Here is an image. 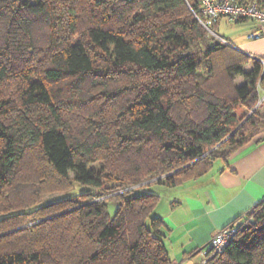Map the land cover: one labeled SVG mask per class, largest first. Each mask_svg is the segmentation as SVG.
I'll list each match as a JSON object with an SVG mask.
<instances>
[{
  "label": "trees",
  "instance_id": "trees-1",
  "mask_svg": "<svg viewBox=\"0 0 264 264\" xmlns=\"http://www.w3.org/2000/svg\"><path fill=\"white\" fill-rule=\"evenodd\" d=\"M194 12L204 19L199 0H0V245L22 248L0 250V264H174L159 196L138 189L199 179L264 132L263 64ZM220 49L227 75L246 80L233 95L208 85ZM237 105L252 110L244 122ZM70 173L98 192L72 210L79 227L63 252L33 250L37 229H13L45 208L22 210L49 175ZM230 225L204 264H264V200Z\"/></svg>",
  "mask_w": 264,
  "mask_h": 264
},
{
  "label": "crops",
  "instance_id": "crops-1",
  "mask_svg": "<svg viewBox=\"0 0 264 264\" xmlns=\"http://www.w3.org/2000/svg\"><path fill=\"white\" fill-rule=\"evenodd\" d=\"M222 23L231 24L221 17L214 29L220 31ZM235 24L220 38L252 59H264V31L254 40L250 38L256 29L253 22ZM168 200L173 208L163 216L164 243L174 264H193L195 251L207 247L222 229L264 200V132L226 161L217 160L205 176L175 187Z\"/></svg>",
  "mask_w": 264,
  "mask_h": 264
},
{
  "label": "rangeland",
  "instance_id": "rangeland-1",
  "mask_svg": "<svg viewBox=\"0 0 264 264\" xmlns=\"http://www.w3.org/2000/svg\"><path fill=\"white\" fill-rule=\"evenodd\" d=\"M236 24H227L222 23L220 26V31L214 32L216 35L219 34L226 35L232 32ZM214 35V34H213ZM215 36V35H214ZM217 37V36H216ZM220 37V36H219ZM231 59V56L228 55L223 49L218 50L212 56L213 67L215 70V77L208 80V85L212 87L213 91L226 95H233L234 89L236 87L242 86L246 83V80L239 76L234 79L231 78L226 73V67ZM243 61V69L250 71L253 68L252 61ZM252 67V68H251ZM264 90L261 89V98L255 106L254 109H262V115L264 114ZM252 111V110H251ZM251 111L247 108H244L242 105L236 106V112L238 116L244 121L250 116ZM117 113L112 111L110 116H116ZM37 153H33L32 161H29V166L32 164L39 165L38 158L34 157ZM30 159V160H31ZM92 167L99 169L102 166V162L98 161L91 165ZM29 171V170H28ZM26 171V172H28ZM74 174L70 173L67 179L54 178L49 175L43 185V190L41 193L40 203L31 208L23 209L22 211H30L39 207H44L45 209L36 213L33 217H36L34 220L25 221L20 226L15 227L13 230L20 228H36L35 243L33 250H44L49 249L54 253L58 251L63 252V242L67 243L71 241V238L79 227L78 220L76 215L71 213L73 209L78 207L80 204L86 203L90 196V193L98 192L97 189L91 188L89 186L81 185L78 181L75 180ZM175 188H168L159 183H153L149 186L142 187L138 189L139 193H153L159 196V202L157 207L153 212V216L163 218L169 210L173 207L171 205V198L174 193ZM118 204L115 201H108V210L110 216L113 217ZM3 214H0V219L3 217ZM59 217V219H57ZM50 222L43 227V222ZM21 246L17 243V240L7 243L4 246L0 245V250H21ZM208 252V249H207ZM205 260V255L203 252L195 254L192 258L193 264H202Z\"/></svg>",
  "mask_w": 264,
  "mask_h": 264
},
{
  "label": "built area",
  "instance_id": "built-area-1",
  "mask_svg": "<svg viewBox=\"0 0 264 264\" xmlns=\"http://www.w3.org/2000/svg\"><path fill=\"white\" fill-rule=\"evenodd\" d=\"M200 13L204 17L201 18L198 13L194 12L198 20L203 26L213 32L211 26L221 17H226L231 24L239 23L241 21H251L256 25V29L251 33L250 38L258 40L262 37L264 31V8L255 0H199ZM213 34L216 35L214 32ZM219 37V36H218ZM221 41V39L219 37ZM225 42V41H223ZM261 61L264 66V59L253 57ZM236 228L232 225L222 229L209 242L206 249L202 252L205 255L206 261L207 249L215 252H222L233 239L236 234Z\"/></svg>",
  "mask_w": 264,
  "mask_h": 264
},
{
  "label": "bare ground",
  "instance_id": "bare-ground-1",
  "mask_svg": "<svg viewBox=\"0 0 264 264\" xmlns=\"http://www.w3.org/2000/svg\"><path fill=\"white\" fill-rule=\"evenodd\" d=\"M213 32H214V31H213ZM213 32L210 31V33H212V34H213ZM214 33H215V32H214ZM217 37H218V36H217ZM218 38H219V37H218Z\"/></svg>",
  "mask_w": 264,
  "mask_h": 264
},
{
  "label": "water",
  "instance_id": "water-1",
  "mask_svg": "<svg viewBox=\"0 0 264 264\" xmlns=\"http://www.w3.org/2000/svg\"><path fill=\"white\" fill-rule=\"evenodd\" d=\"M263 99H264V96H263Z\"/></svg>",
  "mask_w": 264,
  "mask_h": 264
}]
</instances>
